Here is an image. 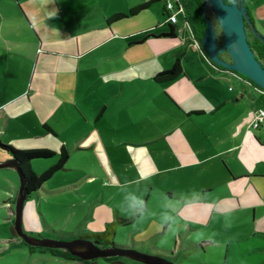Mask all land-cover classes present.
Returning a JSON list of instances; mask_svg holds the SVG:
<instances>
[{"label": "crops", "instance_id": "crops-1", "mask_svg": "<svg viewBox=\"0 0 264 264\" xmlns=\"http://www.w3.org/2000/svg\"><path fill=\"white\" fill-rule=\"evenodd\" d=\"M151 1L0 0V140L57 152L33 161L37 174L63 147L70 153L65 170L26 201L24 225L47 231H31L34 238L76 240L118 219H134L117 226L125 228L153 216L116 247L201 260L219 245L227 260L233 250L247 264H264V124L251 126L264 92L212 62L182 14L168 23L164 0L110 21ZM245 4L250 31L264 38V0ZM178 59L182 76L155 81ZM11 159L0 155V163ZM20 187L15 167L0 169V220L12 233L0 249L11 241L25 247L16 243ZM75 191L88 199L87 227L66 232L47 223L41 202ZM133 198L142 209L130 207Z\"/></svg>", "mask_w": 264, "mask_h": 264}, {"label": "water", "instance_id": "water-1", "mask_svg": "<svg viewBox=\"0 0 264 264\" xmlns=\"http://www.w3.org/2000/svg\"><path fill=\"white\" fill-rule=\"evenodd\" d=\"M209 9L213 10L218 19L223 38L222 47L219 48V39L215 26L208 19V28L202 42L208 56L216 65L229 71L237 72L264 89V67L248 40L246 24L251 23V20L247 14L248 8L246 7L245 0H229V2L225 0H206L203 14L206 15ZM254 32L264 42V38L256 29H254ZM235 44L237 47H235ZM224 52H227L232 57V63H228L220 57V54ZM8 167H15L17 169L21 181L19 198L15 210V230L17 235L26 244L44 248L65 249L83 260L130 256L146 264H173L164 258L143 254L124 247L100 248L98 243L82 238L64 242L31 237L22 228L24 207L29 198L26 192L27 180L15 159L0 163V169Z\"/></svg>", "mask_w": 264, "mask_h": 264}, {"label": "rangeland", "instance_id": "rangeland-1", "mask_svg": "<svg viewBox=\"0 0 264 264\" xmlns=\"http://www.w3.org/2000/svg\"><path fill=\"white\" fill-rule=\"evenodd\" d=\"M207 16L216 27L215 29L217 31L216 33L218 35L219 47H220L222 45V38H223L221 26L212 9H209ZM182 29H184V31H187L186 26L184 25ZM222 57L228 63L233 62L232 57L228 53L223 54ZM0 155H5V153L0 151ZM66 174L67 173H62V175L65 176ZM70 179L71 178H69L67 181H71ZM84 202H88V199L79 196V194L76 191L74 193L67 192L59 197L48 198L47 202H41L40 209L42 210V213H45L44 215L46 216L45 219L47 223L55 224L56 227L60 229L62 228L66 232H70L71 230H74L76 232L80 227L83 228L87 227L86 226L88 223L86 220L87 209L85 210L82 209ZM157 219L158 218H155L154 222H156ZM52 221L54 223H52ZM151 222H153V216H147V218H145L142 221V223L141 221H139V223H137L138 225L135 224L133 226H129L125 228L120 226L119 228H117L118 232H116L115 236L113 237L115 244H126L128 241H130L134 229L139 228L138 226L142 227L143 225H146L147 223L149 224ZM64 226L65 228H63ZM22 228L23 231L28 235H30L32 231L34 233V237H39L38 234L43 237L46 236L47 233V231L44 230V227H41V229L39 228V230L34 229L30 231L24 225L23 220H22ZM8 234L10 235L9 237H11L12 233L10 232V229L6 225H4V222H2V220H0V238L6 237ZM52 240H58V239H52ZM58 241L70 242L73 240H58ZM167 243L168 246L171 247V249H174V242H172L170 237L168 238ZM17 246L18 245L14 244L11 247V251L6 252L3 255H0V264H111L105 261V259L103 258H98L94 260L80 259L77 261H69L63 258L54 257L50 253H41L40 251L31 253L28 248L25 247L19 248ZM209 249L210 250L208 254L203 255L201 260H199L196 256L194 257L192 254H187V255L182 254L175 256L172 255L170 256V258L166 260H168L173 264H175L174 262L176 261H178L180 264H247V262L245 263L242 260H240V255L238 254L237 251L236 253H234V251L232 250L228 254V260H227L225 247L216 245L210 247ZM235 257H239V259L235 260L234 259ZM120 260L123 262V264H146L135 259H130L128 257H123Z\"/></svg>", "mask_w": 264, "mask_h": 264}, {"label": "trees", "instance_id": "trees-1", "mask_svg": "<svg viewBox=\"0 0 264 264\" xmlns=\"http://www.w3.org/2000/svg\"><path fill=\"white\" fill-rule=\"evenodd\" d=\"M154 1V0H153ZM153 1L149 3H145L142 5H139L135 8H132L128 13H118L114 15L110 21H120L125 18H128L130 16H135L138 15L140 12L146 10L152 3ZM229 2V0H225ZM177 6L182 8L183 10V17H184V22L188 24V26L191 28L194 39L197 41L203 52L207 55V57L211 60V58L208 56L206 50L203 47V38L205 36L206 30L208 28V12L206 15L203 14L204 8L206 5V0H177L176 2ZM174 26V25H173ZM247 34H248V40L249 43L251 44V47L253 51L255 52L257 58L259 61L262 63L264 67V42L261 41L259 38H257L251 31H250V26L247 23ZM216 28V27H215ZM173 31H175L173 29ZM172 31L171 34H166L164 36H173L175 33ZM212 61V60H211ZM213 62V61H212ZM222 68V67H221ZM224 69V68H223ZM227 70V69H226ZM238 74L237 72H233ZM184 74V69L182 62L178 59L175 64L172 66L167 71H164L162 73H159L155 77V81L159 83H165L169 81H173L180 76ZM244 79L248 80L251 82L255 87H259L256 84H254L252 81H250L248 78L245 76L238 74ZM260 88V87H259ZM48 128V126H47ZM49 129V128H48ZM54 134V131L49 129ZM0 150L7 153L12 159H15L16 162L19 165V168L23 172L27 184H26V192L29 195V197L40 190L45 183H47L50 179L53 178V176L58 173L59 171L65 170V167L70 159V153L69 151L63 147L61 149V152L59 154V160L56 164L48 168L46 171H44L41 174H37L32 166L33 161L35 160H48L56 157L58 155L57 152L50 150V149H32V150H19L11 145H7L3 143L0 140ZM134 222V219H118L116 222L110 224L108 230L104 232L101 235H93L96 238L99 239H106L108 243L111 244V246H116V244L113 242V237L116 234V228L118 225H130ZM14 230V228H13ZM15 232V230H14ZM91 236H83L81 238H89ZM3 243H9L8 241H4ZM15 244L14 241H11L9 244L11 247V244ZM19 245H23L29 249L31 253H35L37 251H40L41 253H50L54 257L58 258H63L65 260L69 261H76L80 260L78 256H75L71 252L65 249H55V248H44L40 246H31L25 243L24 240L21 238L19 239L18 242ZM206 243L201 244V246H205ZM10 247H5L3 249H0V254H4L8 252ZM119 257H111V258H106L105 260L110 262V263H118L119 262Z\"/></svg>", "mask_w": 264, "mask_h": 264}, {"label": "built area", "instance_id": "built-area-1", "mask_svg": "<svg viewBox=\"0 0 264 264\" xmlns=\"http://www.w3.org/2000/svg\"><path fill=\"white\" fill-rule=\"evenodd\" d=\"M165 1V10L167 13V22L172 25H177L179 23V15L183 14L182 8L177 6V0H164ZM187 24V23H186ZM261 92H264V89L259 88ZM264 124V108L258 109L252 119L251 126L253 128H259Z\"/></svg>", "mask_w": 264, "mask_h": 264}, {"label": "flooded vegetation", "instance_id": "flooded-vegetation-1", "mask_svg": "<svg viewBox=\"0 0 264 264\" xmlns=\"http://www.w3.org/2000/svg\"><path fill=\"white\" fill-rule=\"evenodd\" d=\"M217 32V31H216ZM221 32V31H220ZM222 47V45L219 47V48H221ZM225 53H227V52H224V53H222V54H220V57L223 59V54H225ZM224 60V59H223ZM229 71V70H228ZM231 72H233V71H231ZM82 239H87V240H90V241H92V242H95V243H98V246L100 247V248H111V247H113V246H111V244L110 243H108V241L106 240V239H99V238H96V237H93V238H91V237H89V238H82Z\"/></svg>", "mask_w": 264, "mask_h": 264}, {"label": "clouds", "instance_id": "clouds-1", "mask_svg": "<svg viewBox=\"0 0 264 264\" xmlns=\"http://www.w3.org/2000/svg\"><path fill=\"white\" fill-rule=\"evenodd\" d=\"M133 203L130 205L131 208L136 209V208H143V204L144 202L142 200H135V198H133Z\"/></svg>", "mask_w": 264, "mask_h": 264}, {"label": "bare ground", "instance_id": "bare-ground-1", "mask_svg": "<svg viewBox=\"0 0 264 264\" xmlns=\"http://www.w3.org/2000/svg\"><path fill=\"white\" fill-rule=\"evenodd\" d=\"M235 47H237L236 44H235Z\"/></svg>", "mask_w": 264, "mask_h": 264}]
</instances>
